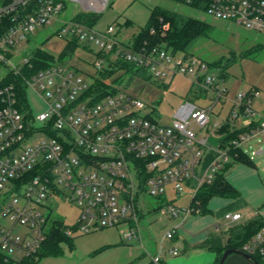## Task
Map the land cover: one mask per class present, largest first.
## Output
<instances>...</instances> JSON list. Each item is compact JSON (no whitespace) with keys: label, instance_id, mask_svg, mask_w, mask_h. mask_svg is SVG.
I'll list each match as a JSON object with an SVG mask.
<instances>
[{"label":"built area","instance_id":"obj_1","mask_svg":"<svg viewBox=\"0 0 264 264\" xmlns=\"http://www.w3.org/2000/svg\"><path fill=\"white\" fill-rule=\"evenodd\" d=\"M73 1L82 7L78 12H94L83 8L87 7L95 13L109 2ZM179 1L201 5L217 20L264 35V0ZM29 5H33L31 11L21 14L20 8ZM66 8V0H11L0 9V15L15 12L14 25L0 37V65L10 63L16 47L28 42L38 28L59 22ZM60 28L92 52L93 71L56 62L24 78L26 94L31 89L44 104L37 115L20 107L14 85L0 89V264H30L37 257L54 225L59 201L79 209L74 226L79 234L126 226L125 240L141 239L140 217L147 198L158 201L153 211L176 221L151 256L153 264H161L162 242L173 240L196 211L199 190L215 182L245 143L256 136L264 138V117L253 107L257 92L240 91L228 115L213 126V133L198 138L196 127L205 128L216 106L227 103L223 80L211 73L206 62L165 46H135L132 39L123 41L115 26L100 31L69 19ZM88 43L97 45V51L86 47ZM119 59L141 69L151 82L190 78L195 98L210 93L211 103L186 102L170 124H162L144 113L147 104L127 87H116V93L93 101L95 94L88 91L100 73ZM25 65H29L28 56L22 66L11 64L9 71L20 73ZM104 82L111 84V79ZM239 122L243 129L237 128ZM226 124L231 132L245 131L217 147L210 145L207 138L220 136L218 131ZM38 134L42 138L37 139ZM168 187L173 198H166ZM188 190L190 203L180 207L177 199ZM224 218L237 222L242 215L226 212ZM73 233L70 228L66 231L69 236ZM243 251L264 256V227ZM169 252L180 253L177 247Z\"/></svg>","mask_w":264,"mask_h":264},{"label":"rangeland","instance_id":"obj_2","mask_svg":"<svg viewBox=\"0 0 264 264\" xmlns=\"http://www.w3.org/2000/svg\"><path fill=\"white\" fill-rule=\"evenodd\" d=\"M66 4L67 8L60 14L59 22L54 21L50 25L38 28L34 35L29 36L28 42L16 47L14 58L10 63L0 65V79L12 68L11 64L22 66V60L37 47H43L56 58L68 51L69 38L64 33L52 34L82 7L73 0H66ZM155 7L194 17L213 26L212 35L208 39L198 41L189 50V55L209 64L221 62V65L211 69V73L219 77L223 68L226 71L227 79L222 81L221 85L227 89V103L225 106H216L205 128L196 127L198 138L213 133V126L220 124L228 115L231 102L235 100L240 91L252 89L256 91L257 94L253 97V107L257 108L260 113H264V35L262 34L248 31L233 22L217 20L209 15L203 6L188 5L179 0H109L104 10L96 12L99 19L95 29L103 31L109 26H115L120 32L121 39L125 42L129 41L146 26ZM126 21H130L131 25L124 26ZM88 46L94 51L98 49V46L93 43H88L86 47ZM93 61L92 52L81 46L74 50L73 58L67 60L66 63L79 69L93 71ZM121 74L119 72L114 77ZM146 78L143 76L132 78L131 75H126L122 81L117 83V87L120 89L127 87L131 94L143 100L147 104L144 113H149L152 118L162 124H170L178 108L186 102L194 103L196 100L195 102L200 106L211 103L212 94L210 93L201 97L200 100L195 98L191 92L190 78L176 76L170 81L160 83L149 82ZM27 99L34 115L44 109L43 102L31 89L27 91ZM36 138H42V135L38 134ZM261 146H263V152L253 155L252 153L260 150ZM243 151L248 156H253L257 168L253 169L245 164L235 163L227 177L241 190L250 209L261 212L264 216V138L258 136L253 139L243 146ZM174 196L172 188L168 187L166 198ZM191 197L192 192L188 190L183 196L178 197L177 204L184 207L190 203ZM157 203L156 199L147 198V210L145 209L140 217V230L142 234L143 229H149L154 239L160 243L166 231L173 227L176 221L153 211ZM227 203L228 200L222 196L212 197L207 213L194 212L188 216L183 227L186 233L190 237L199 239L214 233L215 225L223 229L235 225L224 218V213L220 214ZM78 215L79 209L76 206L59 201L53 216L63 218L66 225L74 231L71 246L69 243H63L61 256L45 257L37 264H152L150 256L144 255L143 248L136 240L129 241L127 245H118L119 232L126 226L79 234L72 228L77 224Z\"/></svg>","mask_w":264,"mask_h":264},{"label":"trees","instance_id":"obj_3","mask_svg":"<svg viewBox=\"0 0 264 264\" xmlns=\"http://www.w3.org/2000/svg\"><path fill=\"white\" fill-rule=\"evenodd\" d=\"M10 3L11 0H0V9L8 6ZM32 6L33 5L27 6L25 10L20 8V13H29L32 9ZM14 16L15 12L0 15V37L4 36V34L8 32L9 28L14 25ZM70 19L94 27L98 22L99 15L95 12L81 11L76 13ZM130 25V21H126L124 26ZM212 32L213 26L205 21L190 16H184L176 12L164 10L160 7H155L151 12L146 26L142 28L141 31L132 38V40L135 46L145 44L149 46H165L166 48H171L174 52H181L185 55H189V50L195 44H197L198 41L208 39L212 35ZM61 33L62 28H59L52 35H60ZM81 46L82 44L79 43L76 38L73 37L69 39L68 51L64 52L59 58H56L43 47L35 48L28 55L29 65L31 67L29 65H25L22 67L20 73L17 74L14 71H9L5 77L0 80V89L6 85H14L18 93L20 107L24 108L25 110L30 109L24 78H29L38 71L44 70L56 62L66 63L67 60L73 58L74 50ZM8 56L11 57L12 55L9 53ZM207 64L212 69L221 65V62ZM119 72L122 74L114 77ZM142 72L143 71L141 69L136 68L129 62L120 59L116 60L110 63L109 69H106L104 72L100 73V78L96 79V82L90 88L87 94H95L93 101H98L108 94H114L117 92V83L122 81L123 77L126 75H131L132 78L144 76L147 77V81L151 82L150 77L146 76ZM219 78L223 81H226L227 73L224 71V68L219 73ZM106 79H111V84H106L104 82ZM252 91L254 90H249V92ZM1 106L0 100V107ZM242 131L245 130L231 132L230 125L226 124L218 131V135H227L225 140L227 141L228 139L237 136ZM234 163H244L246 165L252 164V162L249 160V157L244 154L242 150H237L234 161L227 165V167L224 169V172L219 174L215 182L211 185L203 186L199 190L195 198V200L199 202V205L194 206L196 207L195 212L206 213L208 211L209 201L214 196H222L226 199L233 200L232 204L227 208L224 214L229 212L231 209H235L237 205L244 203L238 190L226 179V174L234 165ZM53 223L54 225L49 229L47 239L45 240L41 251L37 254L36 258L31 260L30 264H37L39 260L45 257L61 256L63 254V243H69L71 246V242L73 240L72 236L66 234V231L70 227L66 225L63 218L56 217V219L53 220ZM263 227L264 220L260 216L247 223L235 225L229 232V238L231 242L223 249L233 248L243 251V246L248 243ZM72 228L76 229L75 227ZM201 246L221 248V240L220 238L213 237L204 241ZM223 249H221V252L218 256L217 264H219L223 255ZM253 257L263 264L262 256L255 255Z\"/></svg>","mask_w":264,"mask_h":264},{"label":"crops","instance_id":"obj_4","mask_svg":"<svg viewBox=\"0 0 264 264\" xmlns=\"http://www.w3.org/2000/svg\"><path fill=\"white\" fill-rule=\"evenodd\" d=\"M254 109L256 111L258 110L257 108H254ZM257 112H259V110ZM260 114L264 117V113H260ZM238 127H241V129H243V124L241 122H239L237 124V128ZM215 135H217V134H215ZM257 137L258 136L252 138L247 143H249L250 141H252L253 139H255ZM247 143H245V144H247ZM243 146H242L241 150L244 154H246L243 151ZM259 153H261V151L256 150L252 154L258 155ZM248 157H249V160L252 162V164L247 165V166L250 168L256 169L257 165L254 162L253 156H251V157L248 156ZM242 164H244V163H242ZM233 166L229 169L227 174L230 172V170L233 168ZM227 174H226V179L238 190V192L241 195V198L244 201V203L237 205L235 207V209H231L229 211V212L240 213L242 215V218L239 221L233 222V223L235 225L244 224V223H247V222L255 219L258 216H260L264 220V216L261 214V212L254 211V209L253 210L250 209L248 202L243 198L241 190L237 187V185L230 178L227 177ZM227 200H228V203L225 206V208L220 212V214L224 213L227 210V208L233 202V200H230V199H227ZM208 211H209V208H208ZM235 225H231V227H227L224 229L218 225H215V232L214 233H210L208 236H202L199 239H196V237H190V235L186 233L187 231L184 228H182L173 240H167L166 239L162 242L163 256H162V263L161 264H217V259H218L220 252H221V249H223L227 244H229L228 243V239H230L229 238V232H230L231 228H233ZM122 231H123V229L119 232L120 242H118V245H120V246L129 244L128 243L129 241L125 240L122 237ZM213 237L214 238L215 237L220 238L221 248L220 247L211 248V247H202L201 246V244L204 241L211 239ZM135 240L143 248L144 255L147 254L150 256V258L152 255H154L158 252L160 244H161V242L158 243L154 239V235L152 234V232L149 229L148 230L143 229V232L141 234V239H135ZM166 241H168V243L165 244L164 242H166ZM172 247H177L179 249V251H180L179 255L175 256L169 252V250ZM223 250H225V249H223ZM262 262L264 264V256L262 257ZM151 263H152V261H151ZM224 264H253V263L251 261L243 258L242 256H239L237 254H231L228 256V258L226 259Z\"/></svg>","mask_w":264,"mask_h":264},{"label":"water","instance_id":"obj_5","mask_svg":"<svg viewBox=\"0 0 264 264\" xmlns=\"http://www.w3.org/2000/svg\"><path fill=\"white\" fill-rule=\"evenodd\" d=\"M86 11H96L95 9H89L87 7H83ZM227 138V135H222V136H210L209 138H207V142L210 144V145H213L215 147H217L219 145V143L226 139ZM231 240L228 239V243H230ZM231 254H237L239 256H242L243 258L251 261L253 264H262L260 263L257 259H255L252 255L244 252V251H241V250H237V249H233V248H227L224 250L223 252V255L220 259V262L219 264H224L226 259L228 258L229 255Z\"/></svg>","mask_w":264,"mask_h":264}]
</instances>
